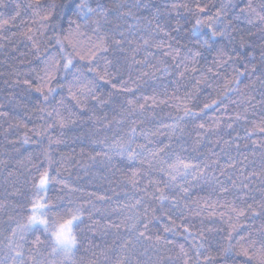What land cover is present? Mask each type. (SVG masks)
<instances>
[{
  "label": "trees",
  "instance_id": "trees-1",
  "mask_svg": "<svg viewBox=\"0 0 264 264\" xmlns=\"http://www.w3.org/2000/svg\"><path fill=\"white\" fill-rule=\"evenodd\" d=\"M31 2L32 0L0 2V19L15 15L17 5L20 6V15L16 20L0 29V113H6L0 115V203L5 205L0 209V260L5 261V264H12L7 237L10 235V229L15 227V221L9 217L23 221L30 208L29 201L35 192L33 183L38 182L40 173L47 169L49 176L65 181L68 185L64 187L63 184L52 183L47 187V198L56 205L57 210L63 214L69 207L83 208V223L79 224L77 232L80 244L73 257L75 264H116L120 259H123L125 264H183L185 259L188 264H224L220 253L229 243V233L235 243L241 235L246 236L248 231L256 235L264 228V213H261L260 208L264 203V133L257 130L249 135L254 125H260L264 120V83H261L264 77L257 79L261 75L260 57L264 50V33L258 27L248 24L243 17L235 21L245 30V38L249 42L246 48L236 49L244 59H234L222 67H217L214 61L218 59V50L221 47L226 50L233 47L229 38L216 37L212 49L199 47V44L210 36V32L207 28L192 31L195 18L183 9H172L169 15L173 27L177 22L181 26L178 33H172L176 39L169 40L162 34L156 37L165 41L163 49L143 45L141 37L147 38L144 20L141 19L137 24V21L130 17L119 18L115 12L109 17L111 23L120 24L122 30L129 24L136 25L126 32L128 38L134 41L132 46L140 48L136 59L143 60L147 57L149 64L161 69L156 71L155 68L143 66V69L150 73V78H144L146 82L141 83L140 88L136 90L135 98H139L143 103V96L154 95L157 100H165L166 103L151 107L143 115L130 117V120L137 121L138 131L141 128L150 132L159 129L166 134L152 139L171 144L167 154H161L168 163L174 162L177 156L193 164L204 160L209 163L218 161V164H212V169L206 170L207 179L192 180L189 176L185 182L183 178L177 177L176 183L189 189L185 194L181 187L165 188L168 177L158 171L149 172L147 163L141 165L138 161L129 162L126 157L114 155L111 164H108L103 155H97L109 149L106 145L93 141L105 136L114 137V134L126 136L128 122L118 126L115 120L121 118V105L127 107L125 100L134 98L131 94H115L116 90L112 89L110 84L101 82L98 94L107 96L109 92L114 93L113 103L102 108L96 107L94 115L90 111L94 101H88L87 106L82 104L76 107L75 102L68 98L67 88L57 89L56 100L61 96L66 98L65 107L56 105L65 118L63 126L57 118L40 119L42 114L37 110L39 94L26 91V86L22 84L13 85L12 80L16 77L9 75L16 70L22 74L30 73L31 77L34 76L31 69L40 71L43 68L41 60L32 55L34 50L31 49V43L20 35L28 27H32L33 31L39 27V22L33 24V19L38 21V18L33 17L34 9L29 7ZM42 2L47 3L50 0ZM68 2L69 0H56L57 4ZM174 2L179 0H150L152 4L162 7L167 5L169 8ZM207 2L219 6L220 0ZM233 2L239 5L231 12L234 18L240 8L246 6L248 0ZM252 3L259 9L261 0H252ZM111 6L109 3V7ZM214 11V8H210L209 12L202 15H209ZM140 15L147 13L141 12ZM64 26L67 28L66 24ZM42 31L51 35L50 29ZM169 43L172 45L171 49L167 47ZM169 51L172 55L164 54ZM177 51L179 55H176ZM43 52L42 47L41 55ZM197 52H200L199 56L196 55ZM22 53L24 55H21ZM148 53L152 55L149 56ZM249 53L256 58L253 63L256 64L257 71L245 72V75L239 78V85L230 83L235 75L234 69L244 71ZM125 55L130 53L116 51L109 55V59ZM178 63L180 67L177 69ZM165 65L170 66L169 73L163 71ZM140 68V65L132 67L133 78L139 75ZM153 72L155 75L151 76ZM180 72H185L183 78L179 76ZM127 76L128 70L125 69L123 78L127 79ZM23 78L22 75L21 79ZM118 79L119 77L113 82ZM198 80L201 81L199 84L196 83ZM213 101L216 103L213 104ZM205 103L211 107L200 112ZM185 107L200 114L178 120L184 116ZM238 114L245 118L237 120ZM109 121H112L111 127H107ZM18 122L27 125V128L9 127ZM177 122L179 127L169 137L167 133L171 132V129L163 125H173ZM200 124H203L204 128H200ZM229 124L232 125L231 128L228 127ZM30 129L43 131L44 134L38 136L35 131H29ZM26 132L30 139L25 144L23 138ZM137 143L146 144L147 141L138 135L132 147L135 148ZM157 146V143L148 144L152 149ZM144 155L148 156L147 152ZM93 156L95 159L91 158ZM245 156L248 157L247 160H244ZM231 160L237 162L236 167H225ZM241 161L243 163H240ZM241 169L245 175L253 171L257 173L244 181L249 185L247 189L232 187V180H236L238 184L243 180ZM134 171L146 174L136 177L139 181L136 187L130 183ZM213 176L217 179H211ZM149 179L160 181L159 187L163 188L170 198L175 196L176 202L173 203L170 199L161 205L160 201L151 195H145L140 189L147 187L148 193L155 191L154 186H149ZM220 182L223 187L229 189L228 192L221 191ZM141 197L144 203L138 209L124 207L134 204ZM249 204L252 205L251 210L247 207ZM144 207L150 209L146 236H151L152 239L141 238L139 242L133 241L128 249L122 250L120 245L123 241L132 237L123 225L120 229L108 228L107 225L121 223L137 211L142 213ZM233 207L245 209V214L237 217L232 212ZM152 208L156 209L155 218L151 212ZM253 212L261 214L253 215ZM165 227H172L173 231L165 232ZM185 227L188 232H185ZM140 230L144 231L142 226ZM41 232L28 233L26 241L20 242L23 244L25 264H52L53 261L55 264H72V261H63L62 256L58 254L53 255L49 243L34 245L36 235L45 240V235ZM157 235L162 237L159 244L155 241ZM164 240L171 243L166 244ZM201 243L204 247L199 248L201 255L197 258L196 253ZM181 245L187 256L181 255L177 259ZM205 256L210 259L205 261ZM170 257L174 259L170 260Z\"/></svg>",
  "mask_w": 264,
  "mask_h": 264
},
{
  "label": "snow or ice",
  "instance_id": "snow-or-ice-1",
  "mask_svg": "<svg viewBox=\"0 0 264 264\" xmlns=\"http://www.w3.org/2000/svg\"><path fill=\"white\" fill-rule=\"evenodd\" d=\"M2 2V0H0ZM111 3V7H109ZM19 5H17V11L15 15L0 19V29L16 20V17L20 15ZM29 7L33 8V24L39 22V27L33 31L32 27H28L26 31L21 32L20 35L31 43L32 55L36 56L37 59L43 63V68L40 71L31 69V73L34 76L30 77V73H20L19 71L13 70L9 73L10 76H15L16 79L12 80L13 85L22 84L26 86V91H34L39 94L37 100V110L42 114L40 119L57 118L63 126L64 117L57 108L65 107L66 98L61 96L59 100H56L57 89L63 90L67 88L68 98L70 101L75 102L76 107H80L82 104L87 106L88 101H94L95 104L90 111L95 115L96 107H104L113 103L114 93L109 92L107 96L98 94L103 84H110L111 88L116 90L115 94H131L134 98L126 99L125 103L127 107L121 105V118L115 120L116 125H123L126 121L129 124L126 136L116 135L114 137L105 136L103 139L95 140L93 143L99 145H106L108 151H102L97 155H103L106 158V162L111 164L113 156L126 157L129 162L138 161L141 165L147 163L149 172L158 171L163 176H167L168 180L165 183V188L168 187H181V190L186 194L188 192L187 187H182L176 183L177 177H181L187 182V177L191 176L192 180H198L201 178L207 179L206 170L212 169V164H218V161L209 163L207 160L201 161L198 164H193L179 156L176 157L174 162L168 163L165 161L161 154H167V151L171 149V144H163L162 141H154L152 137H158L166 135L159 129L155 132L146 131L141 128L137 129V121L130 120L129 118L137 114L143 115L151 107L158 104H165V100H157L153 96H143V103L140 102L139 98H135V92L144 83L145 77L150 78V73L143 69L144 65L155 68L156 71L161 69L157 68L156 65L149 64L147 57L143 60H137L136 54L139 52V46L133 47L134 41L128 38L126 32L130 31L136 25L129 24L127 28L122 30L120 24L113 25L109 20V17L115 12L121 19L132 18L139 24L140 20L146 22L145 31L147 32V38L143 39L144 46H152L157 49H163L165 41L163 39H156L161 34L163 37L169 40H175L176 37L172 36L173 32H179L181 26L179 22L176 23L175 27L172 26L169 19L170 11L172 9H183L190 13L195 18L192 31H198L202 28H207L210 32V36L199 44V47L205 49H212L215 44L216 37L227 36L229 42L233 45L231 49L221 47L218 50V59L214 61L217 67H222L228 64L232 60H242L244 57L236 50L244 49L249 46L248 40L245 38V30L241 29L239 24L235 21H239L241 17L247 21L248 24L253 27H258L259 30L264 33V0H261L259 9L253 6L252 0H248L244 8H240L239 12L235 14L233 18L231 12L233 9L238 8L239 5L235 4L233 0H220L219 6L215 4L210 5L207 0H179L171 4V8L167 5L163 7L157 4L150 3V0H69L68 3L57 4L56 0H50V2H42V0H32ZM210 8H214L215 11L209 15H202L210 11ZM141 12H146L147 15L141 16ZM72 17H75L73 19ZM126 22V21H125ZM67 25L65 28L64 25ZM50 29L51 35H46V31ZM91 32V35H89ZM15 35V33H13ZM7 39V37H4ZM177 43L179 41L177 40ZM126 45L128 47H126ZM44 48V52L41 55V48ZM169 49L172 48L171 43L167 45ZM119 51L121 53L129 52L130 55L123 57H116L115 59H109V55ZM165 55H172V52H165ZM21 55H24L22 53ZM149 56L152 53H148ZM176 55H179L178 51ZM197 56L200 52L196 53ZM175 59V56H173ZM248 63L244 64V71H240L239 68L234 69L235 75L232 77L230 83L239 85L240 77L245 75V72L255 73L257 66L255 56L251 53L248 54ZM261 75L257 79L264 77V50L261 52ZM23 63V61H21ZM249 64L251 67L249 68ZM134 65H140L139 75L133 78L131 69ZM180 64H176L178 69ZM125 69L128 70L127 79H124ZM170 66L165 65L163 71L169 73ZM187 68H185V72ZM195 71V69H193ZM209 71H212L209 69ZM185 72H180L179 76L184 77ZM24 76L21 79V76ZM153 72L151 76H154ZM218 75V73H217ZM117 77V82H113ZM201 81H197L199 84ZM7 83V81H6ZM261 83H264V79H261ZM231 90V89H228ZM238 90V89H237ZM55 101V103H53ZM150 102V103H149ZM213 104L216 101L212 102ZM51 106V110L49 107ZM211 107V105L205 103L203 109ZM125 112L127 115H125ZM200 113L193 111L191 108H184V116L179 117L178 120H183L184 117L198 116ZM0 115H6V113H0ZM245 117L236 116L237 120L244 119ZM142 124L143 121L141 120ZM112 121L108 122L107 127H111ZM52 125H48L51 127ZM11 127L27 128V125L17 123L10 125ZM165 128L171 129V132L167 133L171 137L172 132L179 127V123L173 125H163ZM200 128H204L203 124L199 125ZM232 127L231 124L228 125ZM264 133V120L260 125H254L249 132V135L256 131ZM29 131H35L36 135H43V131L36 129H30ZM140 135L143 136L147 141L146 144L137 143L136 147L133 148L132 144L135 143V138ZM29 136L27 132L24 135L23 143L29 142ZM111 141L110 143H108ZM157 143L158 146L155 149L149 148L148 144ZM227 144L228 142L225 141ZM147 152L148 156H145ZM47 155V153H45ZM215 155V154H214ZM151 157V159H148ZM95 159V157H91ZM248 157L245 156L244 160ZM155 161V163H154ZM236 161L231 160L225 167L235 168ZM240 163H243L241 161ZM166 165V166H165ZM223 169H221V175H223ZM243 176V180L238 184L236 180H232V187L237 189H247L248 183L244 181L249 180L251 177L256 176V172H250L247 175L244 174L243 169L240 172ZM146 175L139 172H133L130 183L136 187L139 181L136 179L137 176ZM216 180V177H211ZM231 179V177H229ZM59 183L63 184L64 187H68L67 183L62 180H58L54 176H49V172L45 169L40 173L38 182L33 183L35 192L33 197L30 199V208L28 214L23 218V221L16 220L15 217L10 216L9 219L15 221V227L10 229V235L7 237L8 249L12 253L10 259L12 264H25L24 252L22 251L23 244L21 241H26L28 233L41 232L45 235V240H41L40 235L35 236L33 241L34 245H42L49 243L51 246V253L53 255H60L64 259L72 261L74 254L80 244V238L77 234L79 224L83 223V208L82 207H69L66 211L61 214L56 205L47 198V187L49 184ZM160 181H153L149 179V186H154L155 191L148 193L147 187L140 189L144 191L145 195H151L154 199L160 201L163 205L164 201L171 199L173 203L176 202V197L171 198L165 193L163 188L159 187ZM221 183V191L228 192L229 189L223 187ZM74 190V189H73ZM19 190L17 189V193ZM43 193V195L41 194ZM158 194V195H157ZM103 199V197H99ZM71 203V202H69ZM144 203L143 197L137 199L132 205H125V208L138 209ZM5 205L0 203V209L4 208ZM23 207V205H20ZM248 209H252V205L249 204ZM261 213H264V203L260 205ZM149 208L144 207L143 212H135L133 216L126 217L121 223H109L108 228L120 229L123 225L129 232L131 239L124 240L120 245L122 250L129 248V245L133 244V241L139 242L141 238L151 240V236H146L148 229V213ZM114 211H116L114 209ZM153 218H155L156 209L152 208ZM232 212L237 217L245 214V209L232 208ZM261 213L253 212V215H259ZM174 223V221H173ZM143 227L144 231L140 228ZM185 232H188V228L185 227ZM165 232H172V227H165ZM229 243L227 247H224L220 253L224 260V264H264V228H262L258 234L254 235L253 232L248 231L247 235H241L239 240L235 243L232 242L233 237L229 233ZM155 241L159 244L162 241V237L157 235ZM164 243L168 244L171 241L164 240ZM204 245L201 243L198 246L196 253L197 258L201 255L199 248H203ZM187 256L183 246H180L179 256ZM174 259L172 257L169 258ZM205 261H208L210 257L205 256ZM0 264H5V261L0 260ZM52 264H55L53 261ZM116 264H125L123 259L117 260ZM183 264H188V260L185 259Z\"/></svg>",
  "mask_w": 264,
  "mask_h": 264
},
{
  "label": "rangeland",
  "instance_id": "rangeland-1",
  "mask_svg": "<svg viewBox=\"0 0 264 264\" xmlns=\"http://www.w3.org/2000/svg\"><path fill=\"white\" fill-rule=\"evenodd\" d=\"M62 260H63V261H67V260H66V259H64L63 257H62Z\"/></svg>",
  "mask_w": 264,
  "mask_h": 264
}]
</instances>
